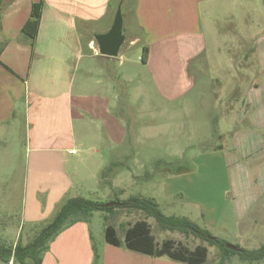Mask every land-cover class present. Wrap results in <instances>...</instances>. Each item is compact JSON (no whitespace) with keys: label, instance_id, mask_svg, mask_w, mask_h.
Returning a JSON list of instances; mask_svg holds the SVG:
<instances>
[{"label":"crops","instance_id":"crops-1","mask_svg":"<svg viewBox=\"0 0 264 264\" xmlns=\"http://www.w3.org/2000/svg\"><path fill=\"white\" fill-rule=\"evenodd\" d=\"M222 1L123 0L124 27L127 23L130 30L129 35L125 32L126 43L147 47L145 62L141 52L140 72L154 86L150 91L137 87L135 96H144L150 103L159 98L173 102L190 92L191 68L206 48L201 8L208 11ZM118 2L0 0V137L10 136L13 141L14 129L24 125L26 183H30L31 193L47 194L41 206L31 194L30 205L24 209L23 219L29 226L18 233L24 245L52 222L66 199L82 196L74 192L72 181V176L82 177L80 165L89 164L95 174L100 168L95 161L104 160L77 154L85 146H95L99 149L89 147L88 151L99 155L126 140L121 106L127 105L117 88L121 80H136L138 62L129 60L127 64L121 54L118 58L98 55L93 39L94 34L110 28ZM33 5L37 17H33ZM32 20L35 24H28ZM261 27L251 37L257 77L236 112L230 156L248 159L236 165L237 176L247 177L250 191L262 187L264 193V25ZM122 154L124 159L129 156L128 152ZM113 162V167H121ZM110 184V189L117 188ZM247 198L242 206L234 204L232 212L236 224L249 231L248 212L257 199L256 195ZM91 218L62 229L43 253L41 264H185L108 244L104 231L97 243Z\"/></svg>","mask_w":264,"mask_h":264},{"label":"rangeland","instance_id":"rangeland-1","mask_svg":"<svg viewBox=\"0 0 264 264\" xmlns=\"http://www.w3.org/2000/svg\"><path fill=\"white\" fill-rule=\"evenodd\" d=\"M201 15L205 19L206 48L191 68L190 92L173 102L159 98L150 103L144 96H135L137 87L150 91L154 86L150 78L140 72L141 43L129 46L128 41L124 44L120 54L125 62H138L136 80H121L117 88L127 105L121 106L126 140L119 146H112L111 150H102L99 155H91L88 151L95 146H85L77 157L104 160L95 161L100 167L95 174L89 164L80 165L82 177L72 176L73 189L84 198L104 204L129 196L153 197L163 214L186 216L213 237L253 250L264 243L263 188L250 191L247 177H238L235 170L237 164H245L248 159L231 158L230 155L236 112L257 77L252 38L264 25V0H225L211 10L201 8ZM127 25L124 32L129 35ZM151 100H154V93ZM13 138L11 141L10 136L0 137V243L8 245L15 243L21 229L23 233L28 229L29 223L23 215L33 194L25 179L24 125L14 129ZM122 153H126V159ZM113 161H118L121 167H113ZM179 169V173H173ZM108 181L117 188L110 189ZM83 185L85 188L81 189ZM33 195L40 206L44 205L46 192ZM254 195L257 200L248 212V221L252 222L248 231L236 224L232 210H235L234 204L242 206L247 197ZM138 220H146L157 243L172 240L190 250L197 245L206 246L207 264H218L220 251L217 247L192 235L162 230L153 219L145 218L139 211L115 208L112 213H94L90 225L95 242L103 238L106 224L114 226L117 236L123 239L126 228ZM225 264H264V259L248 263L232 255Z\"/></svg>","mask_w":264,"mask_h":264},{"label":"trees","instance_id":"trees-1","mask_svg":"<svg viewBox=\"0 0 264 264\" xmlns=\"http://www.w3.org/2000/svg\"><path fill=\"white\" fill-rule=\"evenodd\" d=\"M36 9L37 6L33 5V17H37L35 14ZM35 22L36 20H32L28 24H35ZM147 53V47H143L142 62L147 60ZM112 165L116 164L112 163ZM180 170L173 173H179ZM109 186L111 187L110 183ZM113 202H117L118 206L104 207V203L82 196L66 199L59 207L52 222L36 234L30 243L24 245L19 239L13 245L0 243V262L3 264H9L10 262L14 264H41L43 253L62 229L77 222H88L96 212L112 213L115 208L142 212L145 218L153 219L162 230L176 231L206 241L209 246L217 247L220 251L218 264H225V261L232 255H237L240 260L248 263L259 262L264 259V243L253 250L242 248L239 253L229 250L225 248L226 241L213 237L207 230L199 227L189 219L164 215L152 198L130 196L122 200L115 199ZM103 219L105 220L106 217H103ZM116 232L114 226L110 224L104 226L106 243L114 246H124L129 250L153 257H167L185 264H204L207 261L208 248L206 246L197 245L193 250H190L183 245L175 244L172 240L157 243L146 220H138L126 228L123 239H120ZM94 255L95 260H97L95 249Z\"/></svg>","mask_w":264,"mask_h":264},{"label":"water","instance_id":"water-1","mask_svg":"<svg viewBox=\"0 0 264 264\" xmlns=\"http://www.w3.org/2000/svg\"><path fill=\"white\" fill-rule=\"evenodd\" d=\"M123 0H119L117 7L113 14L110 28L101 34H94L93 39L96 45V53L100 56L117 58L120 51L127 41V35L124 32V16H123ZM117 207V202H110L104 204V207ZM212 238V237H210ZM225 248L234 252H241L242 248L225 244Z\"/></svg>","mask_w":264,"mask_h":264},{"label":"built area","instance_id":"built-area-1","mask_svg":"<svg viewBox=\"0 0 264 264\" xmlns=\"http://www.w3.org/2000/svg\"><path fill=\"white\" fill-rule=\"evenodd\" d=\"M71 153H74V151H71Z\"/></svg>","mask_w":264,"mask_h":264}]
</instances>
